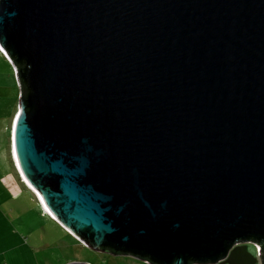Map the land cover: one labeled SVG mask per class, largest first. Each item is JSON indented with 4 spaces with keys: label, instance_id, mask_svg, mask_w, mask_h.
I'll return each instance as SVG.
<instances>
[{
    "label": "water",
    "instance_id": "1",
    "mask_svg": "<svg viewBox=\"0 0 264 264\" xmlns=\"http://www.w3.org/2000/svg\"><path fill=\"white\" fill-rule=\"evenodd\" d=\"M0 47L19 165L69 233L147 264H256L252 243L264 264V0H0Z\"/></svg>",
    "mask_w": 264,
    "mask_h": 264
},
{
    "label": "rangeland",
    "instance_id": "2",
    "mask_svg": "<svg viewBox=\"0 0 264 264\" xmlns=\"http://www.w3.org/2000/svg\"><path fill=\"white\" fill-rule=\"evenodd\" d=\"M20 89L16 68L0 49V264H147L89 247L54 220L25 184L12 153ZM248 250L262 264L258 248L251 243Z\"/></svg>",
    "mask_w": 264,
    "mask_h": 264
},
{
    "label": "bare ground",
    "instance_id": "3",
    "mask_svg": "<svg viewBox=\"0 0 264 264\" xmlns=\"http://www.w3.org/2000/svg\"><path fill=\"white\" fill-rule=\"evenodd\" d=\"M1 48V47H0ZM21 110H20V108H19V111H18V114H17V116H16V118H15V122L14 123H16V119H17V117H18V115L20 114L19 112H20ZM13 129H14V126H13ZM12 153H13V158H14V161H15V164L18 166V169H20L19 170V173L22 175V178L24 179V181L25 182H27L26 184H28V186H29V188H31L32 189V191H34V193L36 194V196H37V198H38V200L41 202L42 201V205H43V207H44V209L47 211V213L49 214H51V215H53L52 213H51V211L48 209V207H47V205L45 204V202H43L44 200H43V197H42V195L30 184V182L26 179V177H25V175L23 174V172H22V170H21V167H20V165H19V162H18V159H17V156H16V151H15V146H14V141H13V136H12ZM16 166V167H17Z\"/></svg>",
    "mask_w": 264,
    "mask_h": 264
},
{
    "label": "trees",
    "instance_id": "4",
    "mask_svg": "<svg viewBox=\"0 0 264 264\" xmlns=\"http://www.w3.org/2000/svg\"><path fill=\"white\" fill-rule=\"evenodd\" d=\"M10 60V59H9ZM13 64V63H12ZM14 65V64H13ZM15 66V65H14ZM22 66H19L18 67V73H19V68H21ZM18 77H19V74H18ZM21 80H22V84H23V87H24V89H26V87H25V83H24V80L21 78ZM19 82H20V79H19ZM20 88H21V86H20ZM23 95L24 96H26V92L24 91L23 93H22V88L20 89V98H22L23 97ZM255 246V245H254ZM111 252H113V254H116L117 253V251H115V250H112ZM118 254H121V253H118Z\"/></svg>",
    "mask_w": 264,
    "mask_h": 264
},
{
    "label": "crops",
    "instance_id": "5",
    "mask_svg": "<svg viewBox=\"0 0 264 264\" xmlns=\"http://www.w3.org/2000/svg\"><path fill=\"white\" fill-rule=\"evenodd\" d=\"M46 211V210H45ZM47 212V211H46ZM43 214H45V212L42 210V212H41V215H43ZM47 216V215H46ZM51 263V261H50V259H49V261H47V263H46V261H44V263L43 264H50Z\"/></svg>",
    "mask_w": 264,
    "mask_h": 264
},
{
    "label": "built area",
    "instance_id": "6",
    "mask_svg": "<svg viewBox=\"0 0 264 264\" xmlns=\"http://www.w3.org/2000/svg\"><path fill=\"white\" fill-rule=\"evenodd\" d=\"M256 246V248H258V250H259V252H260V247L258 246V245H255Z\"/></svg>",
    "mask_w": 264,
    "mask_h": 264
},
{
    "label": "flooded vegetation",
    "instance_id": "7",
    "mask_svg": "<svg viewBox=\"0 0 264 264\" xmlns=\"http://www.w3.org/2000/svg\"><path fill=\"white\" fill-rule=\"evenodd\" d=\"M249 244H251V243H249ZM218 264V263H217Z\"/></svg>",
    "mask_w": 264,
    "mask_h": 264
}]
</instances>
